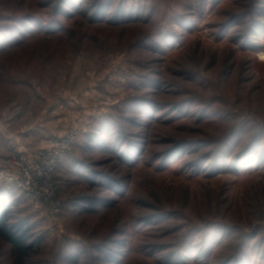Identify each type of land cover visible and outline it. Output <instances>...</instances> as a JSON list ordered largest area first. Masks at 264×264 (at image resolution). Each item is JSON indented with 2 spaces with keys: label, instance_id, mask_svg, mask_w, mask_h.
Instances as JSON below:
<instances>
[{
  "label": "rangeland",
  "instance_id": "rangeland-1",
  "mask_svg": "<svg viewBox=\"0 0 264 264\" xmlns=\"http://www.w3.org/2000/svg\"><path fill=\"white\" fill-rule=\"evenodd\" d=\"M46 1L0 0V23L25 15L49 20L52 9L44 8ZM122 4L140 10V19L111 28L64 21L69 29L62 34L36 30L0 52V173L10 172L9 160L17 153L33 159L72 129L84 132L58 168L57 212L16 192L18 219L40 241L28 264H166V258L160 259L164 253L155 254L158 248H174L187 238L199 244L204 231L196 228H207L212 239L215 225L236 227V232L216 241L209 256L185 264H219L239 233L237 245L244 236L257 234L247 244L246 257L248 264H264L254 256L256 249L251 251L257 242L264 248L259 243L264 237V164L209 174L187 158L202 153L203 143L165 166L157 159L180 141L212 144L233 132L240 148L250 134L264 132V32L241 41L247 22L223 28L233 14L249 11L245 0ZM191 74L196 81L186 79ZM159 79L162 94L152 98L167 103V111L152 112L145 157L130 163L118 155L116 136L106 133L99 139L100 130L108 120L121 118L127 103L144 100ZM183 101L185 109L176 105ZM202 104L205 114L196 112ZM233 121L243 123L240 132L232 129ZM145 128L124 129L139 134ZM105 173L120 182L110 193L114 203L82 210L85 197L106 196L90 185L101 182L97 176ZM2 186L13 187L0 180ZM114 243L108 250L118 253L109 262L99 250ZM0 264H15L11 247L1 239Z\"/></svg>",
  "mask_w": 264,
  "mask_h": 264
},
{
  "label": "trees",
  "instance_id": "trees-1",
  "mask_svg": "<svg viewBox=\"0 0 264 264\" xmlns=\"http://www.w3.org/2000/svg\"><path fill=\"white\" fill-rule=\"evenodd\" d=\"M245 1L248 5L247 7L249 11L241 15L233 14L223 25V28L230 29L236 21H239L242 25L247 22V36L240 39L241 41L255 39L260 33L264 32V0ZM44 8L52 9L48 11V13L50 12L51 17L49 20H43L42 18H37L33 15H25L17 18H9L6 22L0 23V52L4 51L6 48L17 46L22 42H25L36 30L42 33H52V35L59 33L62 34L69 29L64 21L68 23L76 22L83 26L87 24V26L90 27H98L101 25L109 26V28L124 27L138 19L139 15L142 14L140 10L136 11L135 8L127 9L124 7L122 0L118 3H116L115 0H48L44 4ZM68 32L72 33L73 31ZM96 39H98L97 36L94 40ZM81 41V37L77 38V44H80ZM138 42H140V40ZM156 43L158 44V42ZM186 79L196 81L197 77H195V74H191L187 75ZM163 87L164 84L160 79L155 81L152 90L145 94L144 100L141 101L140 98L137 99L135 103H127L123 110L124 114L122 117L115 121L108 120L107 123H105L106 127L104 130H100L99 139H103L107 134L116 136L117 141H119L117 144L118 150H116L118 155L122 154L121 157L123 160L127 159L128 161H131L130 163H133L136 159L145 157V144L148 139L146 130L151 126L154 117L151 114L152 112L154 113V111H157L158 113H165L167 111V103H162L158 97H155L156 100L152 98L154 95L160 96ZM149 97H151V99ZM191 101H194V99ZM184 103L186 102L183 101L176 105L185 109L186 107ZM206 109L207 106L202 104L196 112L205 114ZM146 115H149L150 117H146ZM146 120L148 121L147 124H145ZM233 123L234 126L232 129L237 127V130L240 132L241 129H239V127H241L243 123L238 121H233ZM144 125L146 126L145 130L142 129V132L139 134L128 132L124 129L130 126L131 128L138 129ZM263 133L264 132L260 130V132L250 134L251 137L248 142L240 148V144L234 142V137L232 136L233 132H228L226 134L227 137L224 140H215L216 142L212 144L210 143L212 141H180L167 150L160 152L157 159L163 166H165L171 159L182 156L185 151L189 149L193 150L203 143V145H201L204 147L202 153L195 157H187H191L189 165L194 167L203 166L204 169H207L209 174H216L226 169L243 170L251 166L264 164ZM107 143L106 147L110 148L113 141ZM88 145L93 144L88 143ZM97 149H100V147ZM97 179L101 182L97 183L93 180L90 182V185L100 187V190H103L106 193V196L99 198L93 196L85 197L81 202V205H83L82 210H90L91 207L94 206L100 208L101 206H109L107 204L112 205L114 203V198L110 197V193L115 191L116 185L120 182H117L116 177L108 175L107 173H105L104 176L98 175ZM121 183L123 184L122 181ZM16 192L17 189L14 186L11 188L5 186L0 187V239L11 247V253L15 258V264H28L30 263L29 259L33 256V248H35L36 245H39L40 243L38 242L40 241L34 240L33 235L26 226V222L18 219L16 212L18 210L17 207L21 204V199H19ZM158 216L155 217L159 218ZM211 228L214 231L213 235H215L212 239L210 237L211 232H209L207 228L206 230L196 228V232L201 233L204 231L200 242H198L199 244L194 242L193 244L190 242L191 240L187 238L178 246H174V248H158L155 251V254L164 253L160 259L166 258L164 261L166 264H185L189 259L196 258L199 255L202 257L209 256V253H212L213 251L216 241H220L223 237H230L236 232V227L231 228L228 226L215 225L211 226ZM256 235L257 234L244 236L241 242L242 244L237 245L235 241L240 239L241 234L239 233L235 240L229 243V245H233L231 251L219 264H248L249 259H247L246 256L248 255L250 248L247 244L249 243L250 238L253 239ZM261 242H264V237L259 240V243ZM201 244L202 246L200 247L199 245ZM258 245L257 242L252 246L251 251L253 252V250L256 249L254 256H258V258L264 261V248H258ZM115 246H117V243H114V246H107V249L102 248L99 250L109 262L113 261L118 250L115 248V253L112 254L108 249Z\"/></svg>",
  "mask_w": 264,
  "mask_h": 264
},
{
  "label": "built area",
  "instance_id": "built-area-1",
  "mask_svg": "<svg viewBox=\"0 0 264 264\" xmlns=\"http://www.w3.org/2000/svg\"><path fill=\"white\" fill-rule=\"evenodd\" d=\"M83 133L79 128L72 129L48 149L38 150L33 159L25 153H17L9 160L7 168H10V172H1L0 180L12 184L29 198L50 204L57 212L60 207L57 171L77 146Z\"/></svg>",
  "mask_w": 264,
  "mask_h": 264
}]
</instances>
